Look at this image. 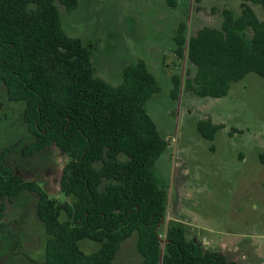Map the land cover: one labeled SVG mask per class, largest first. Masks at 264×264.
<instances>
[{"label": "trees", "instance_id": "1", "mask_svg": "<svg viewBox=\"0 0 264 264\" xmlns=\"http://www.w3.org/2000/svg\"><path fill=\"white\" fill-rule=\"evenodd\" d=\"M247 2L264 9V0H243L239 14L224 8L220 27L203 26L189 39L180 22L175 52L187 53L195 66L185 82L194 95L224 97L248 73L264 77V19ZM58 3L71 12L80 1L0 0V82L11 101L23 103L32 136L25 150L34 154L56 146L67 156L60 186L72 201L59 203L0 153V254L10 239L3 222L7 202L30 191L38 196L37 216L47 234L43 264H115L131 237L142 264H236L197 239L187 240L180 224L171 222L165 237L160 235L168 192L153 167L168 142L146 103L161 86L144 59L123 68L119 85L97 76L92 49L65 32ZM172 82L177 98L179 76L172 75ZM224 126L207 119L197 129L214 140ZM85 239L99 248L85 252Z\"/></svg>", "mask_w": 264, "mask_h": 264}, {"label": "rangeland", "instance_id": "2", "mask_svg": "<svg viewBox=\"0 0 264 264\" xmlns=\"http://www.w3.org/2000/svg\"><path fill=\"white\" fill-rule=\"evenodd\" d=\"M79 1L71 12L57 5L65 32L92 49L95 74L119 85L123 68L144 59L161 86L146 103L168 142L153 167L168 192L160 235L164 238L173 222L183 226L187 240L197 239L205 250L220 252L236 264H264V77L250 72L232 83L224 97L194 95L185 82L195 66L187 53L177 56L174 40L180 22L189 39L203 26L220 27L224 8L239 14L243 0H177L176 7L166 0ZM247 3L264 19L260 4ZM174 74L180 78L177 98L171 94ZM23 108L8 98L0 82V153L5 152L7 163L24 179L59 203L71 202L60 186L67 156L56 146L34 154L25 150L32 136ZM207 119L225 125L214 140L198 132V123ZM37 201L36 193L26 191L7 202L3 222L10 239L4 241L0 264L44 263L47 234L37 216ZM99 246L81 241L85 252ZM115 264H142L135 237L123 243Z\"/></svg>", "mask_w": 264, "mask_h": 264}]
</instances>
